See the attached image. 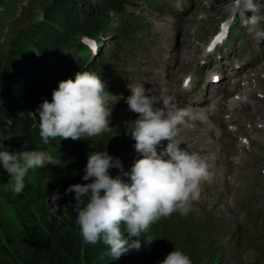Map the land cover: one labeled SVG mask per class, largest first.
I'll use <instances>...</instances> for the list:
<instances>
[{
  "label": "rangeland",
  "instance_id": "obj_1",
  "mask_svg": "<svg viewBox=\"0 0 264 264\" xmlns=\"http://www.w3.org/2000/svg\"><path fill=\"white\" fill-rule=\"evenodd\" d=\"M152 1L156 2L157 5L148 7V4L141 3L140 0H133L129 5L128 12L134 16L144 17L146 15L148 20L162 31L164 35L162 49L177 57L179 74L187 73L193 76L196 68L190 67L189 64L194 66L199 65L202 61L210 60L211 63L203 67L204 77L200 81V85L203 82L211 81L208 80L211 77L208 74L218 72L221 75V72H224L225 79L221 76L218 90L209 89L210 93L216 94L223 102L237 96L245 88L248 83L247 77L258 84V75L264 76V73L260 72L261 65L256 63L264 59V35L260 34L264 30V0L256 1L257 11L254 14L256 16L261 15L256 24L244 27L238 25L241 20L235 21L240 32L237 37L231 32L229 45L220 51V54H224L225 58L220 56L208 58L205 48L214 34L213 31L219 30L221 22L230 20L227 12V5L230 0H216L217 6L214 5V0H150V2ZM74 2L80 8L86 7V12L90 14L88 19H82L83 14L78 11L74 13L75 18H69L62 13L58 14L54 10L55 0H0V83L7 78L13 67L10 62L13 56L18 55L20 60L28 56L29 53L26 52V49L32 46L34 41L40 42L39 37L42 34L58 31L59 25H63L71 31L73 24L76 26L83 24V29L86 30L85 36L72 39L76 44L82 45L74 48L89 53L91 44L93 49L97 48L96 57L99 53L105 52L106 60L111 58L115 60L113 49L114 45L119 42V37L107 36L104 35V32L98 36L95 34L96 39L92 36L100 17L95 13H89V7L93 6L94 3H100L101 0H74ZM209 10L211 11L208 12ZM249 21L247 24L250 23ZM233 29L234 26L232 31ZM38 30H41L42 33L38 32L34 36L33 34ZM64 32L61 31L62 34H65ZM145 35L146 31H138L136 34L138 38L147 41L144 38ZM115 40H117L116 43ZM134 40L137 39L134 38ZM93 41L99 45L96 46ZM193 42L200 44L201 48H191L190 44ZM54 43L51 41L48 44ZM123 44L127 48L132 47V43L129 42ZM139 45L142 51L146 50L141 43ZM175 45L176 47H174ZM231 46H234L235 51L230 54ZM148 47L151 48L152 46L148 45ZM172 48L174 51L170 52ZM190 57L192 61L189 63ZM43 58H46L42 62L43 66L46 65V69L53 70L55 65L49 63L50 60L47 56L44 55ZM227 59H229V63L226 62ZM215 63L217 66L213 67ZM238 66H241L242 71H237ZM66 71V79H74L73 73H71L72 69L68 67ZM135 74L142 75L138 71H135ZM232 77L236 78L231 79ZM237 79L239 85H232ZM203 90L198 91L199 94L209 97L210 95H205ZM251 90L249 108L255 109L257 112L264 111V100L254 95ZM217 109L216 105L208 103V106L199 112L204 118L205 110L216 112ZM222 112L225 113V111ZM137 116V113L130 111L127 107L113 109L110 118L111 126L98 136L76 140L58 137L54 145L48 149V152L55 157V163L49 165L54 167L56 176L54 177L53 171H51L49 175L35 177L33 179L35 188L27 196L21 195L13 200L0 199V249L1 251L5 249L13 255L10 256L6 253L4 256L0 251V264H20L24 260H28V262L39 260L41 264H49L52 254L48 251H41V253L38 250L33 251L34 248L29 245L31 240L29 233L31 230L36 231L44 241L48 240L50 245L56 249L55 240L50 231L52 225L59 228L65 227L81 242L85 264H158V261L162 260L174 247H179L189 254L193 264H264V208L261 206V202L264 201L262 195L264 173L249 171L241 175L246 168H252L250 167L251 164H246L245 169L240 171L239 175L241 176L237 185L226 187L218 192V195L225 196L226 203H223V207L225 206L227 215L226 225L218 223L219 229L223 226L226 227L225 234L209 226L199 227V230L194 227L192 224L194 219L206 212L207 199H200V202L194 205L187 215L192 223L186 220L184 215L178 213L166 221L154 222L149 226L144 233L145 247L139 257L142 260L140 263H135L136 259L134 258L124 256L119 259H112L110 255H107L108 246L102 242L97 244H85L83 242L78 226L74 223L75 213L72 208L75 203L74 195L72 193L65 195L64 190L73 183H86L82 180V176L87 162V154L102 148H106L109 154L121 158L123 168H113L110 170L111 173L120 175L123 180L129 179L124 173L131 170L134 160L140 154L133 147L135 141L126 134L125 123ZM217 125L219 126L218 123ZM231 128L236 130L237 126L233 125ZM254 134L250 133L252 138L257 139L254 150L256 154H259V149H264V139H262V133ZM242 142L249 146V139L244 141L242 138ZM185 148L191 151V146L187 145ZM68 154H70L69 158L67 157ZM262 154L263 157L259 160V168H264V151ZM209 158L214 162L211 156ZM244 158L251 160L250 156L247 155ZM61 175L64 176L60 179L59 176ZM255 180L260 181L258 185H254ZM56 191L61 193L59 200L55 201L59 208L57 211H52L51 196ZM249 195L255 197V203L252 199L248 200L247 206H243L239 210V216L250 218L248 210L256 215V218H250L251 223L247 224L251 238L247 235V230L243 229L245 227L244 221L238 218V207L229 202L230 196L239 203ZM201 218H204V215H201ZM232 222L240 223L243 228L237 224L231 225ZM228 232L230 237H228ZM236 233L240 235V239L233 246V256H231L230 238L232 236L236 238ZM244 236H246L245 240L242 238ZM218 243L226 246L228 250L223 251V247H219ZM12 258L15 259L12 260Z\"/></svg>",
  "mask_w": 264,
  "mask_h": 264
},
{
  "label": "clouds",
  "instance_id": "obj_2",
  "mask_svg": "<svg viewBox=\"0 0 264 264\" xmlns=\"http://www.w3.org/2000/svg\"><path fill=\"white\" fill-rule=\"evenodd\" d=\"M256 11V0H230L227 5L229 19ZM249 22L256 23L257 17L253 15ZM127 87L130 95L124 101L138 116L125 123V130L140 154L131 170L124 173L129 179L111 173L113 168H123L121 158L102 148L87 154L82 176L86 183H73L64 190L65 195H74V223L83 242H102L112 259L131 249L139 250L144 233L160 218L173 212L187 216L193 202L200 199L201 182L210 176L206 159L181 146L178 133L187 112L177 106L175 98L163 95L157 101L142 83ZM108 94L98 73L87 68L77 71L74 79L60 80L51 100L43 99L35 110L43 144L57 137L89 139L107 130L113 111ZM3 138L0 135V168L9 174L12 190L20 194L29 169L54 164L55 157L42 148L10 151ZM60 196L59 191L52 194V211L58 210L55 201ZM158 264L193 261L183 249L174 247Z\"/></svg>",
  "mask_w": 264,
  "mask_h": 264
},
{
  "label": "trees",
  "instance_id": "obj_3",
  "mask_svg": "<svg viewBox=\"0 0 264 264\" xmlns=\"http://www.w3.org/2000/svg\"><path fill=\"white\" fill-rule=\"evenodd\" d=\"M127 1L101 0L100 3H94L93 6L89 7V13H95L100 17L99 22L96 23L97 26L94 29V33L92 32V36L95 39V34L98 36L103 32L107 36H114L115 33L116 36H119L121 33H126V27L132 21V19L130 20L131 14L127 15L126 13ZM54 10L58 14L62 13L69 18H75L74 13L76 11L83 14L82 19L90 17V14L86 12V7H78L74 0H55ZM59 27L58 31L42 34L39 37L41 43L37 42L38 40L34 41L33 45L28 48L29 50L26 49V52L29 54L25 58L23 57L20 60L18 55L13 56L10 61L13 67L7 78L0 83V135L4 137L3 144L10 151L30 149L36 143L43 144L38 134L37 120L39 117L35 110L43 99L47 98L51 100L52 91L48 88L49 85L47 84L49 78L54 79L64 76V70L60 68L54 70L46 69V65L43 66L42 63L46 59L43 56L48 57L49 63L61 64L72 56L79 58L84 53V51L75 52L76 48H72L82 45L80 43L76 44L72 39L85 36L86 30L83 29V24L77 26L73 24L71 31L63 25H59ZM61 31H65V34H62ZM38 32L42 33L41 30H38L33 35L35 36ZM51 41L55 43L49 45L48 43ZM22 51L24 50L22 49ZM79 61L80 65H82L85 59L79 58ZM100 72L105 74V70H101ZM53 176H56L55 170L53 171ZM63 176L61 175L59 178L61 179ZM3 180H6V176L4 169L0 168V181ZM0 199L8 200L2 195H0ZM50 231L55 240L56 249L50 245L48 240L44 241L36 231L31 230L29 233L31 239L29 245L34 248L33 251L38 250L40 253L41 251L50 252L52 255L49 264H85L83 246L72 233L65 227L59 228L53 225ZM142 239H144V243H142V247L139 250L131 249L122 254V256L136 259L135 263L142 262L139 257L142 255L145 247V238L142 237ZM1 252L4 256H6V253L13 256L11 252L5 249ZM14 259L12 258V260ZM20 264H41V262L39 260H31L30 262L24 260Z\"/></svg>",
  "mask_w": 264,
  "mask_h": 264
},
{
  "label": "bare ground",
  "instance_id": "obj_4",
  "mask_svg": "<svg viewBox=\"0 0 264 264\" xmlns=\"http://www.w3.org/2000/svg\"><path fill=\"white\" fill-rule=\"evenodd\" d=\"M116 41L117 40H115V43ZM231 51H233V48ZM199 71L201 72V67H199ZM262 85L263 86H255L252 83L249 84L247 90L243 93L245 97L239 96L238 98L227 101L225 106L220 110L219 116L216 117V120L221 124L218 147L213 150L217 162V172L215 178L212 179L210 185L205 189L201 197V199H207L205 208L206 212L198 215L193 221V223L200 228H203L207 222H210L211 226L218 225L221 221L222 225H226L227 215L225 206L223 207V203H226L225 196L222 194L218 195V192H221L226 187L237 185L240 176L246 172L253 171L256 173H264V170H257L253 165H250L252 168L245 169L246 164H239L236 162V157L239 156L241 152H248L254 156L259 155L258 153L256 154V151L254 150V147L256 146L255 141L257 139L252 138L250 133H262V139H264V111L257 112L255 109H250L249 102L251 98V88H253L251 92L254 95L264 100V78H262ZM222 111H225V113ZM230 125H237L239 131L230 129ZM242 135L247 136L251 140L252 146L250 149H246L241 143L240 138ZM240 171H243L241 175H239ZM232 182H235V184H232ZM261 206L264 208V201L261 202ZM201 215H204V218H201Z\"/></svg>",
  "mask_w": 264,
  "mask_h": 264
},
{
  "label": "snow or ice",
  "instance_id": "obj_5",
  "mask_svg": "<svg viewBox=\"0 0 264 264\" xmlns=\"http://www.w3.org/2000/svg\"><path fill=\"white\" fill-rule=\"evenodd\" d=\"M186 83H187V81H186Z\"/></svg>",
  "mask_w": 264,
  "mask_h": 264
}]
</instances>
